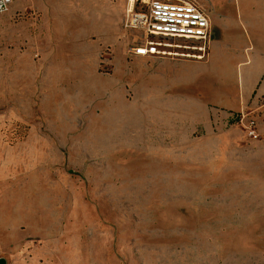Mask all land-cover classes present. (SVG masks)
<instances>
[{"label":"rangeland","instance_id":"1","mask_svg":"<svg viewBox=\"0 0 264 264\" xmlns=\"http://www.w3.org/2000/svg\"><path fill=\"white\" fill-rule=\"evenodd\" d=\"M123 1V10V2L108 10L122 11L99 38V70L65 75L38 90L23 84L22 91L0 70V206L17 222L12 234L0 235V258L36 264H262L264 236L256 232L264 220L240 218L255 204L224 185L218 165L198 163L190 145H171L177 133L193 131L177 129L168 113L178 107L175 99L159 97L174 75L147 70L159 65L130 53L144 36L125 26L129 0ZM195 1L216 25L212 7L226 13L238 3ZM154 38L184 46L170 48L167 57L201 59L209 51L192 49L197 40ZM107 54L109 71L100 66ZM243 108L212 112L218 122Z\"/></svg>","mask_w":264,"mask_h":264},{"label":"crops","instance_id":"2","mask_svg":"<svg viewBox=\"0 0 264 264\" xmlns=\"http://www.w3.org/2000/svg\"><path fill=\"white\" fill-rule=\"evenodd\" d=\"M121 2L123 10L127 6L123 0H13L9 11L0 14V70L21 91L25 84L38 90L65 75L99 70V38L111 30L122 11L118 15L108 10L118 9ZM212 9L219 24L210 17L211 41L205 58L152 55L149 59L159 67L147 70L174 75L160 87L159 97L174 98L178 107L168 113L174 115L177 129L193 131L185 136L177 133L171 145H190L198 163L222 168L224 185L255 204L251 207L255 211L240 218L258 223L264 220V104L259 116L261 138L253 141H247L230 118L215 121L212 108L238 111L257 105L264 96V0H238L226 13ZM107 12L113 17L107 18ZM7 213L9 208L0 206V235L12 234L17 225L15 217H5ZM257 227L256 233L264 236V222ZM261 253L264 256V248ZM6 264L36 263L18 258Z\"/></svg>","mask_w":264,"mask_h":264},{"label":"built area","instance_id":"3","mask_svg":"<svg viewBox=\"0 0 264 264\" xmlns=\"http://www.w3.org/2000/svg\"><path fill=\"white\" fill-rule=\"evenodd\" d=\"M13 0H0V14L9 11ZM127 28L142 32L144 41L130 47V53L138 56H164L171 48L154 37H171L200 42L194 50L204 51L211 41L212 25L206 9L195 0H132L124 18ZM107 51H110L108 48ZM108 62H101L102 70H112L111 54H107ZM260 105L256 109H244L232 120L244 132L247 141L261 138L258 112L264 104V98H259Z\"/></svg>","mask_w":264,"mask_h":264},{"label":"bare ground","instance_id":"4","mask_svg":"<svg viewBox=\"0 0 264 264\" xmlns=\"http://www.w3.org/2000/svg\"><path fill=\"white\" fill-rule=\"evenodd\" d=\"M132 4V0H129V3H128V8L129 6ZM203 5V4H202ZM207 9V8H206ZM166 46H169L171 48H183L184 46L181 45V44H174V43H170V42H163ZM186 48H190L188 46H185ZM173 53V52H172ZM176 53V52H175ZM190 55V53H188Z\"/></svg>","mask_w":264,"mask_h":264},{"label":"water","instance_id":"5","mask_svg":"<svg viewBox=\"0 0 264 264\" xmlns=\"http://www.w3.org/2000/svg\"><path fill=\"white\" fill-rule=\"evenodd\" d=\"M0 264H6V259L3 258V257H1V258H0Z\"/></svg>","mask_w":264,"mask_h":264}]
</instances>
